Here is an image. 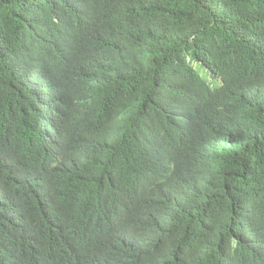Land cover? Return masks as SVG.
<instances>
[{"label": "trees", "instance_id": "trees-1", "mask_svg": "<svg viewBox=\"0 0 264 264\" xmlns=\"http://www.w3.org/2000/svg\"><path fill=\"white\" fill-rule=\"evenodd\" d=\"M201 62L235 77L173 118ZM263 224L264 0H0V264H249Z\"/></svg>", "mask_w": 264, "mask_h": 264}, {"label": "clouds", "instance_id": "clouds-1", "mask_svg": "<svg viewBox=\"0 0 264 264\" xmlns=\"http://www.w3.org/2000/svg\"><path fill=\"white\" fill-rule=\"evenodd\" d=\"M233 15L238 19V15ZM188 69V73H193L194 76L187 78L186 75H188V73H181L180 75L183 79L175 80V101H173L169 107V109H171L172 107H176V109L171 110L172 117H178L182 121L183 119L181 118V116L183 114H185L186 117L192 118L196 110L200 106H202L210 96L220 92L224 87L226 81L235 77L234 73H229V71H231L229 67H227L226 65H217L215 63H194L192 64V67ZM40 73H42V69L36 67L34 69L35 81L28 87L25 93V99L36 108L37 112L41 111L40 108L36 107L38 103L45 98H49L52 100L51 97L54 95V91L56 89L55 87L51 88V86H46L44 80L40 77ZM230 74L234 76H231ZM35 83L38 85V90H40V92L39 94H37V96H35L34 94L29 95L32 90V86ZM177 86L179 88H176ZM158 89L162 90L164 96L167 98L168 93L164 90L163 86L161 85ZM181 98H186L184 101L188 102L186 103L188 105L185 104L183 106ZM51 100L49 101L50 104ZM56 111L57 107L50 109L49 112L51 113ZM35 114L38 115V124L40 128L43 129V140L46 145L47 151L51 153L52 150V153H54L55 150L60 145H62L61 150L57 155V158L59 159L66 148L69 132L68 127L64 128L60 125L54 126L61 116L60 113L57 115V122H55L54 119L46 120L48 113ZM62 132L64 133L63 137H61ZM61 141H63L62 144ZM120 151L122 152V149ZM153 184L154 178L151 169H149L143 171L139 177H129L123 184L121 190L126 195L137 196L141 194L147 187ZM251 238L253 251L247 255L248 263L264 264V224L254 229Z\"/></svg>", "mask_w": 264, "mask_h": 264}, {"label": "bare ground", "instance_id": "bare-ground-1", "mask_svg": "<svg viewBox=\"0 0 264 264\" xmlns=\"http://www.w3.org/2000/svg\"><path fill=\"white\" fill-rule=\"evenodd\" d=\"M52 118L55 120L57 117H56V115H55V116H52Z\"/></svg>", "mask_w": 264, "mask_h": 264}, {"label": "rangeland", "instance_id": "rangeland-1", "mask_svg": "<svg viewBox=\"0 0 264 264\" xmlns=\"http://www.w3.org/2000/svg\"><path fill=\"white\" fill-rule=\"evenodd\" d=\"M30 99V98H29ZM55 113V112H54Z\"/></svg>", "mask_w": 264, "mask_h": 264}]
</instances>
